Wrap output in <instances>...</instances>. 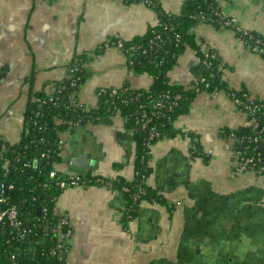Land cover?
<instances>
[{
  "label": "crops",
  "instance_id": "crops-1",
  "mask_svg": "<svg viewBox=\"0 0 264 264\" xmlns=\"http://www.w3.org/2000/svg\"><path fill=\"white\" fill-rule=\"evenodd\" d=\"M158 1L176 13L185 0ZM219 5L238 26L264 37V0ZM156 17L149 6L123 0H0V142H19L31 93H54L76 66L83 69L79 97L88 107L97 104L101 87L148 86L152 76L135 72L122 50L106 43L143 34ZM191 32L195 45L217 52L229 87L264 101V53L231 27L200 22ZM207 70L187 47L169 77L187 84ZM230 98L225 90L198 94L175 121L177 134L152 145L148 184L168 205L143 200L125 222L118 191L83 183L62 192L56 209L72 228L68 264H264V177L234 170L232 142L221 130L246 117ZM191 133L201 156L192 151ZM62 140L60 174L132 178L135 140L120 115Z\"/></svg>",
  "mask_w": 264,
  "mask_h": 264
},
{
  "label": "trees",
  "instance_id": "trees-1",
  "mask_svg": "<svg viewBox=\"0 0 264 264\" xmlns=\"http://www.w3.org/2000/svg\"><path fill=\"white\" fill-rule=\"evenodd\" d=\"M182 3L181 10L175 13L163 9L158 0H148L147 6L156 12V22L132 39L114 38L106 43L117 46L118 41L122 42L121 50L127 56L129 66L137 73L147 72L152 76L148 86L134 87L125 82L119 87H101L97 92V104L88 107L79 97L85 80L83 69L76 66L75 72H70L54 93H31L21 140L13 144L0 142V213L16 207L21 221L19 227L11 225L6 218L0 221V264L64 263L56 251L62 241L59 232L68 227L62 224V220L68 218L57 211L56 202L65 190L60 187V182L69 176L58 172L57 176L50 177V172L56 170L64 149L60 143L62 134L74 133L88 123L108 124L120 115L135 140L136 161L132 178L80 177L81 184H96L120 192L125 198V222L135 218L143 200L169 204L148 184L151 147L158 140L177 134L175 121L189 112L193 99L203 92L227 91L230 99H239L236 106L247 120L257 123L256 128L246 124L236 128L225 127L221 134L231 140L230 147L234 152L253 156L255 174L264 176V171L259 170L264 166V101L253 98L245 90L229 87L222 75L225 65L220 62L217 52L208 46L195 45L191 32L200 22L223 26L226 17L219 1L185 0ZM253 33L260 40L258 43L247 37L241 40L263 50L264 37ZM187 47L195 49L197 56L208 63L209 68L187 84L173 83L169 71ZM152 133H155L153 137ZM189 135L193 153L201 156L197 136ZM236 157L232 156L234 160Z\"/></svg>",
  "mask_w": 264,
  "mask_h": 264
},
{
  "label": "built area",
  "instance_id": "built-area-1",
  "mask_svg": "<svg viewBox=\"0 0 264 264\" xmlns=\"http://www.w3.org/2000/svg\"><path fill=\"white\" fill-rule=\"evenodd\" d=\"M123 1L126 2L128 0H123ZM141 3L147 5L148 0H143ZM224 16L226 17V19L223 21V26L233 28L240 39L247 37L251 41H253V39H254L255 43H258L260 41L258 38L255 37L256 35H254L253 31L243 29L241 26H238V24L234 18L228 17L225 14H224ZM106 45L109 46V44H106ZM117 47L120 49L122 48V42L121 41H118ZM256 49L259 50L260 52H264V49L263 50L260 48L259 49L256 48ZM207 65H208V63H207ZM208 68H209V65H208ZM75 70L76 69H73L71 72H75ZM202 80H204L203 77H202ZM73 85H75V82L73 83ZM39 100L40 99L37 98V101H39ZM233 102L236 105L240 101H239V99H235ZM240 111H242V110H240ZM251 122H252V120H248L245 122V124L253 126L254 123H251ZM256 127H257V125L255 126V128ZM154 135H155V133H152V137ZM60 143L64 144L62 139H61ZM231 154L233 157L234 156L236 157V155H237V157H236L237 159H235V160L233 159L234 170L236 172H239V173L243 172V171L256 172L255 171L256 169L254 168L255 163H254V157L253 156L241 155L239 152L236 153L232 149H231ZM45 155L46 154L44 153L43 156H45ZM6 165L7 164H5V166ZM259 170L264 171V166H261L259 168ZM57 175H58L57 170H52L50 172V177H55ZM63 176H65V175H63ZM80 177H81L80 175H71V176H69V178H64L60 182V187L66 189V188L78 186L79 184H81ZM3 187H4V185H1V188H3ZM18 215H19V213H18V210L16 209V207H11V208H8V209H6L0 213V221L4 220L6 218L10 222L11 225H13L15 227H19L20 226L19 224H21V221L19 220ZM62 224H66L68 227L65 231L59 232L60 237H62V241L57 245L56 255L60 260H63V261L65 260L63 264H68L67 254L69 252V245L67 243V239L72 234V228H71V225L69 224V220H67V219L62 220Z\"/></svg>",
  "mask_w": 264,
  "mask_h": 264
},
{
  "label": "rangeland",
  "instance_id": "rangeland-1",
  "mask_svg": "<svg viewBox=\"0 0 264 264\" xmlns=\"http://www.w3.org/2000/svg\"><path fill=\"white\" fill-rule=\"evenodd\" d=\"M245 117H246V115H245ZM246 121H248L247 118H246L245 122H246ZM245 122H243V123L245 124ZM251 123H254V124H253L254 127L257 125V123H255L254 120H252ZM64 134H66V133H63L62 136H61V138H63V135H64Z\"/></svg>",
  "mask_w": 264,
  "mask_h": 264
},
{
  "label": "water",
  "instance_id": "water-1",
  "mask_svg": "<svg viewBox=\"0 0 264 264\" xmlns=\"http://www.w3.org/2000/svg\"><path fill=\"white\" fill-rule=\"evenodd\" d=\"M37 162H38V161L36 160V161H35V164H37Z\"/></svg>",
  "mask_w": 264,
  "mask_h": 264
}]
</instances>
